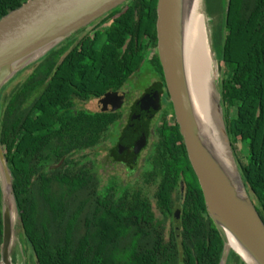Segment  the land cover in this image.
Masks as SVG:
<instances>
[{"label":"trees","instance_id":"trees-1","mask_svg":"<svg viewBox=\"0 0 264 264\" xmlns=\"http://www.w3.org/2000/svg\"><path fill=\"white\" fill-rule=\"evenodd\" d=\"M25 1L0 0V18ZM203 1L207 19L217 16L209 38L222 65L217 88L224 130L230 146L242 145L239 176L264 226V0H229L225 15L224 0ZM155 3L126 0L84 27L87 34L80 39L68 42L72 34L46 51L22 84L4 95L9 81L0 88V147L11 176L13 227L21 230L31 264L219 262L222 242L179 134L164 121L155 129L152 164L161 176L152 194L161 214L156 220L147 198L135 188L119 189L107 180L98 189L95 164L87 154L109 143L106 134L114 117L71 110L73 100L115 90L141 71L142 46L134 49V41L143 43L146 35L154 45ZM107 18L113 21L96 48L88 34ZM125 38L128 47L121 52ZM154 63L159 69L155 57ZM73 154L78 155L70 159ZM179 173L189 182L182 205L185 218L178 231L165 232L169 194ZM14 247L11 263L17 260ZM224 264L243 263L229 251Z\"/></svg>","mask_w":264,"mask_h":264},{"label":"water","instance_id":"water-1","mask_svg":"<svg viewBox=\"0 0 264 264\" xmlns=\"http://www.w3.org/2000/svg\"><path fill=\"white\" fill-rule=\"evenodd\" d=\"M125 1L26 0L18 8L5 14L0 18V88L14 73L34 63L63 39L99 20ZM228 3L229 0H224V15ZM199 4L204 14V1L200 0ZM177 16V0H156L154 21L156 52L187 161L196 178L207 215L222 242L218 264L225 263L229 251L243 264H264V226L248 201L238 168L234 163L224 123H221L218 111V88V104L216 97L214 98L218 124L227 144L244 204L233 198L212 154L196 136L181 69ZM208 38L209 36L207 40L212 60L217 61ZM12 64L15 66L10 68ZM14 223L15 207L11 176L0 147V264H12L10 259L13 245L15 251L19 250V246L13 242ZM226 232L240 244L244 252H237L227 246Z\"/></svg>","mask_w":264,"mask_h":264},{"label":"flooded vegetation","instance_id":"flooded-vegetation-1","mask_svg":"<svg viewBox=\"0 0 264 264\" xmlns=\"http://www.w3.org/2000/svg\"><path fill=\"white\" fill-rule=\"evenodd\" d=\"M112 18H107L101 25L96 27L90 34H88V39L96 46V48L100 47L105 39V32L107 28L112 23ZM155 21V18H154ZM154 27V25H153ZM78 33V36H73L71 39H68L71 42H73L74 39H80L82 36L87 34L84 28H81ZM148 36L145 35L143 37L142 42L136 45V40L134 41V49L139 48L140 45L142 46L140 54V72H136L133 75L131 74L129 77V80L120 85L117 89H111L107 88L104 90V92L94 98H89L87 100H73L74 106L71 107V110L74 112H88L93 114H102V115H111L114 118L112 119V122L109 124V131L108 134L110 135L111 141L109 143H105L102 146H100V149L106 148L109 151L107 153H111V159L113 163H116L118 165V168L113 170L114 174H108L107 177H105L104 183L107 182V180H111L115 183L118 188H126L128 191L133 190L132 188H135L134 191H137L141 198L146 197L148 200V203L150 205V210L152 211L154 218L156 220H161V214L158 213V211L155 209V202L153 199V193L155 191V188L157 184L161 180V176L156 173L157 167H155L152 162L154 157L156 156V148H155V139H156V132L155 129L159 127L162 121L165 122L166 126H170L174 132H178L177 125L174 120V116L172 113V107L171 103L169 101L165 84L163 80L162 70L158 61V56L156 52V39L154 45L150 42V39L148 41ZM155 38V33H154ZM128 38H125L122 45L120 46V51H124L128 47ZM74 44H69L67 48V52L70 49L71 46ZM154 57L156 58L158 62L159 69L157 65L154 63ZM36 63L28 66L30 67L29 73L25 76V78L15 84L14 86H18L22 84L26 77L33 71L35 68ZM135 84V85H134ZM138 86V87H137ZM139 92V94H142V97L137 100V104L140 105L141 109L139 108L136 110L137 116H134V121L129 118L130 115L127 114V108L129 104V98L131 93ZM107 96V97H106ZM89 101H93L95 104V108L92 110H89L88 108H85L84 105L88 103ZM150 104L153 105H160V109L157 110V114L151 124L150 133H149V142L146 136L144 135V138L147 139V145L145 147L138 148L136 145L138 144V138L136 135H133L132 137L128 139H122L121 134L123 133L122 127L127 122L128 125L130 124H136L138 122L139 117L147 116L145 112V108L148 107L150 109ZM70 110V111H71ZM80 110V111H79ZM133 112V111H132ZM132 115V113H131ZM124 123V124H123ZM123 124V126H122ZM131 129H135L134 127H130ZM180 137V134H179ZM110 140V139H109ZM122 140V141H121ZM180 143L182 144V140L180 137ZM122 144L123 150L119 152L115 157L112 155L113 149L119 148ZM164 142L162 143V145ZM183 145V144H182ZM118 146V147H117ZM103 147V148H102ZM97 148V149H99ZM163 148V147H162ZM184 148V147H183ZM124 151V152H123ZM143 151V155H141L140 163L138 164V167L134 168V175L129 177L128 179L125 178V180H122L119 176L120 171L119 168L121 167H127L131 166L133 164V161L138 159V155L140 152ZM185 151V150H184ZM131 154V157L126 162H123V160L127 159V157ZM78 154H73L70 159H74ZM186 156V154H185ZM187 159V158H186ZM53 165H58L53 164ZM52 167V165H49V167ZM131 169V168H129ZM96 177L98 178V183H101L103 180L100 177L99 174V168L97 167L96 170ZM194 175V174H193ZM124 177V173L121 175ZM195 177V176H194ZM196 179V178H195ZM171 181V178H170ZM197 182V181H196ZM186 184V185H185ZM189 182L182 179V176L180 173L178 174V179L175 184V188L172 189V191L169 194V218H167L163 223V230L165 232H168L170 230H179V223L181 220H183L185 217L182 205L185 200V194L186 190L188 188Z\"/></svg>","mask_w":264,"mask_h":264},{"label":"bare ground","instance_id":"bare-ground-1","mask_svg":"<svg viewBox=\"0 0 264 264\" xmlns=\"http://www.w3.org/2000/svg\"><path fill=\"white\" fill-rule=\"evenodd\" d=\"M177 7L181 69L196 136L212 154L233 198L244 204L227 144L218 124L213 92L214 63L208 47L205 16L200 10L199 0H177ZM14 66L12 64L10 68ZM226 243L237 252H244L240 244L227 232Z\"/></svg>","mask_w":264,"mask_h":264},{"label":"rangeland","instance_id":"rangeland-1","mask_svg":"<svg viewBox=\"0 0 264 264\" xmlns=\"http://www.w3.org/2000/svg\"><path fill=\"white\" fill-rule=\"evenodd\" d=\"M200 2V0H199ZM203 12L205 15V21H204V26L207 32V36H209L210 33V29L212 28V21L217 19V16L215 14H213L212 16H210L212 19L208 20L207 16L205 14V8L203 7ZM81 33L75 32L73 36H78ZM209 39V38H208ZM214 61V60H213ZM30 67L26 66L23 67L22 69H20L19 71H17V73H14L12 75V78L9 80V83L4 87L3 91H2V95L6 94L15 84L21 82L25 76L29 73L30 71ZM221 72H222V65L220 62L214 61V88H213V92H214V98L217 102V81L219 80V77L221 76ZM135 85V84H134ZM138 87V86H137ZM129 98V104H128V108H127V114L130 115L129 118L132 120V122L134 121L135 118H133V114L134 116H137L136 110H138L139 108L141 109L140 105L137 104V100L140 99L142 97V94L139 92H134L131 93ZM218 104V102H217ZM95 104L93 103V101H89L88 103H86L84 105L85 108H88L89 110L94 109ZM150 109L148 107L145 108V112H146V117H139L138 118V122L136 124H131L132 127H134L135 129H131V125L126 122L123 126L122 124V129H123V133L121 134V138L124 139H128L130 137H132L133 135H136V137L138 138V144L136 145L138 148H141L142 146L145 147L147 145V139L149 142V133H150V128H151V124L157 114V110L160 109V105H153L150 104ZM133 111V112H132ZM218 111H219V115H220V120L221 123L223 124V111H222V107L220 106V104L218 105ZM132 113V115H131ZM231 116V115H230ZM144 135L146 136V138H144ZM112 138V137H111ZM111 138H108V142L111 141ZM110 139V140H109ZM122 141V140H121ZM120 147L117 148L116 150L113 149L111 150V152L113 151L112 155L115 157L119 152H121L123 150L122 144L119 145ZM118 147V146H117ZM233 148L231 149V154L234 160L235 165L238 167V165L240 163H243V148L242 145L239 142H235L232 146ZM103 148V147H102ZM109 151V149L107 150L106 148L104 149H93L91 152H89V154H87L88 158H90L94 164V176L96 178V166L99 168V174L101 179L103 180L105 177H107L108 174H114L115 169L118 168V165L116 163H113L112 161H110L111 159V153H107ZM124 152V151H123ZM141 155H143V151L140 152V154L138 155V159L133 161V164L131 166H129V168L127 167H121L119 168L120 171V178L122 180H125V178H129L132 175H134V168L138 167V164L140 163V157ZM129 157H131V154H129V156L127 157V159L123 160V162H126ZM110 158V159H109ZM124 173V177H122L121 175ZM104 184V180L101 183H98V189H100V187ZM246 196L248 198V201L250 202L251 206L254 207L255 203L253 201V199L251 198L250 194L248 193V191H246ZM19 233V235H18ZM13 242L19 246V250L15 251V256L17 257V260H15L14 263L12 264H31V260L29 258V250L26 251L24 245L21 242V238H20V229L17 227V225L14 227L13 229ZM14 249V248H13ZM22 250V254H20V251Z\"/></svg>","mask_w":264,"mask_h":264}]
</instances>
